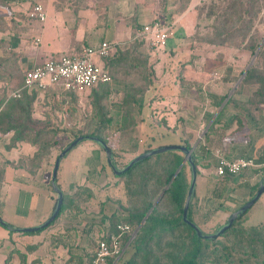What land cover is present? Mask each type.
<instances>
[{"label":"crops","instance_id":"crops-1","mask_svg":"<svg viewBox=\"0 0 264 264\" xmlns=\"http://www.w3.org/2000/svg\"><path fill=\"white\" fill-rule=\"evenodd\" d=\"M128 3L129 0H4L3 4L0 3L1 9H4L1 11L10 14L4 17L0 13V112L5 111L10 94L21 87L26 70L51 57L78 54L82 48L97 46L103 41L116 47L129 41L135 30L132 24L126 22L127 16L131 15ZM196 3L197 0H190L189 7ZM36 4L41 5L46 14L43 22L31 20L27 16ZM160 57L165 59L164 55ZM162 58H150L152 69L156 70L159 64L162 65ZM104 60L96 59V62L104 64ZM184 63L179 73L167 72L163 76L155 71L154 84L147 94L150 93L152 97L157 95L152 105L159 110L155 116L161 121V127H158L171 132L170 137L175 139L165 143L169 140L166 136L161 139L163 143L159 146L187 143L192 149L196 178L190 203L191 218L200 226L199 220L204 221L212 214L218 219L227 220L230 214L251 200L264 183V92L256 96L257 84L242 83L246 71L252 65L251 61L244 75L242 73L230 90L220 87L206 89L207 85L209 87L215 82L210 80L202 85L196 100L189 84L193 76L189 69L190 62ZM195 74L198 75L197 72ZM161 76L164 80H161ZM231 79H224L223 84L229 85ZM32 90L33 99L40 94L64 92L76 97L79 103L87 94V90L79 94L65 92L60 87ZM32 90H21V94ZM215 98H223L219 107L213 105ZM32 103L31 118L35 125L41 124V119L50 121L51 126H54L52 122L61 121L58 116L54 119L53 115L33 114ZM191 125L193 128H190ZM194 126L204 127L200 137H195L198 129H194ZM77 148L79 146L62 158L58 167L56 184L63 196L66 195L64 186L70 187L74 182L94 194L95 181L90 177L94 170H82L81 164L84 165V162L81 163V159L86 156L79 155L80 151L77 150L75 157L73 151ZM37 149L38 146L32 142L15 139L13 130H0V217L14 228L38 226L50 217L55 206L56 193L51 186L52 170H48L50 155L45 154L39 165L40 162L34 160ZM97 155L95 153L96 160ZM219 156L228 160L250 159L256 166L237 175L219 177L214 172ZM67 160H72L75 167L80 169L71 170L70 177L74 182L67 181L69 170H63ZM250 208V219L260 213L261 218L256 222L263 223L264 191ZM55 221L34 234L15 232L0 225V264H85L89 258L88 250L94 248L97 237H92L89 228L85 229L86 233H80L71 226L63 227ZM103 226V232L110 231L107 222Z\"/></svg>","mask_w":264,"mask_h":264},{"label":"rangeland","instance_id":"rangeland-1","mask_svg":"<svg viewBox=\"0 0 264 264\" xmlns=\"http://www.w3.org/2000/svg\"><path fill=\"white\" fill-rule=\"evenodd\" d=\"M189 1L190 0H129L128 11L131 15L127 16L126 22L127 24H132L135 30L134 36L120 47V52L117 53L116 56L120 60L109 67L110 82L106 85H96L87 90V94L84 95V99L80 103L77 101L76 97L64 92L59 94H40V96L33 99V114H45L48 117L53 115L54 119L57 118L55 116H58L61 120L56 122L58 124L52 122L54 126H51L50 121L41 119V124H34L31 130H27L22 134V141L33 142L36 139V141L47 142L49 148L46 155H50L48 170H52L56 157L69 143L79 136L88 135L92 132L95 121L93 120L95 119L92 104L93 90H98L102 87L106 91L107 95L104 97L102 103L107 111L106 118L110 121L105 129L99 133V137L106 140V145L111 149L113 154V163L116 168L120 169L136 155L144 153L146 150L155 148L160 143H163L161 139H164L166 136L169 137V140L165 143H171L175 140L173 136L170 137L171 132L160 128L161 121L155 118L159 110L154 107L152 103L156 100L157 95H153L152 97L150 93L147 94L151 85L154 84L153 79L155 71H158L157 74L162 73L163 76L167 72L179 73L182 71L179 70L180 66L186 64L184 63L185 61H187V64L190 62L189 64L191 67L189 69L193 76L190 77L191 80L189 84L193 89V91H191L192 95L197 100L202 85L210 80L215 82L209 87L205 85L206 89L220 87L223 90H230L234 86V83L236 81L238 82L239 78H241L242 73L251 61L252 65L250 67H254L259 72L264 70L263 0L259 1V5H261L259 14L256 17H252L249 26L246 25V27L250 28V31H246L245 25L240 24L242 31L240 29L239 33H234L232 35L230 29L239 27V23L235 25L234 23L231 25L224 24L226 28H222L223 36L225 35L224 37L228 38L227 41L222 44L212 43L214 37L212 35L213 28L211 24L215 17H219L220 21H224L227 18L224 15V10H226V6L230 1L197 0L196 4L190 5L191 7H189ZM2 9L0 7V13L3 14L2 16L8 17L10 15L9 12L1 11ZM231 18L234 19L235 17L232 16ZM154 19L159 20L162 24L170 28L171 36L164 49H156L144 42L137 34L135 35V32H140L142 29V23L145 24ZM1 27L2 24H0V28ZM247 33L248 35H246ZM250 34H254L260 39L259 44L263 40L259 50L258 48L256 49L259 53L257 52L258 54L254 59L253 55L256 50L252 53L247 48V39ZM223 36L221 35L222 38ZM219 40L221 39H216V42ZM152 54H155L154 57H159V59L162 58L160 57L161 55L165 56V59L162 58L164 60L162 65L159 64L156 70L152 69V64L149 61L150 58H154ZM175 57H178V59ZM138 60H145V62L141 64L142 61ZM195 72H197L198 75L195 74ZM163 76H161V80H164ZM226 78H232L233 82L231 81L229 85L223 84ZM237 86H239V84ZM137 89H143L144 94L135 92ZM29 93H33V90ZM197 94L199 95L197 96ZM130 96H133L137 100L142 96L143 100L142 111L139 114L137 113L136 105L133 103L130 105L133 121L124 116L126 109L128 111L129 107L126 106L123 108V105H121L122 100ZM194 121L191 123H194ZM131 123L132 125H130ZM42 124H44V126H42ZM122 124L126 127V132L124 133L120 132L121 130L119 128ZM190 128H193V125H191ZM194 129H198L195 137H200L204 127L199 128V126H194ZM128 137L134 138L137 141L138 147L135 154L129 153L124 149L130 148L127 146ZM79 144L75 146H79V149L77 148L73 151V155L77 157L75 154L77 150H79V155L86 156L81 159L83 160L81 163L84 162V165L80 163L83 168L82 170H94L93 176H90L95 181L94 194L82 185H76L78 182L72 181L73 178L71 179L70 177L71 170L80 169L75 167L76 164H73L72 160L65 161L63 170H69V174L67 173L69 176H66V179L74 183L70 187L67 185L64 186V194H66L64 195L65 212L63 215L59 214L61 217L57 216L53 221L59 217L55 222L61 223L63 227L68 228L71 226L80 233L82 231L86 233L85 229L89 228L90 231H92V237L96 238L101 231L104 230L105 227L103 225L105 222L112 225L116 220V216L118 218H125L127 216V211L124 209L127 206V198L123 190L122 178L114 175L106 162L105 153L99 145L86 139ZM95 153L98 154L97 160L94 159ZM38 162H40V160ZM40 164L41 162L39 165ZM80 164L78 165L79 167ZM153 167L157 168L156 165H153ZM151 168L152 166L149 168L142 167L141 170H150ZM185 168V175L189 178L190 170L188 167ZM71 200H74V202L70 203ZM55 201L56 198L54 202ZM166 203L167 202L164 201L160 204L159 210L168 211L169 207ZM210 208H213V206H210ZM250 211L251 208L248 212ZM260 218L261 214L256 213V216L250 219L248 213L247 219H243L241 225L238 226L239 230H246L245 233L219 235L214 239L218 244L210 245L203 251L202 255L199 256L200 264H241L240 259L248 260L244 264H260V259L262 260L264 258V222H256V220ZM144 219L137 227L131 225L133 232L131 234L133 237L128 236L124 243V251L115 264H127L131 259L134 251L130 243L135 237L134 230L140 228ZM198 223L200 226H198V224L197 226L204 234H212L226 223V219L223 221V219H218V216L212 214L204 221L199 220ZM76 225L79 226L76 227ZM67 231L71 230L67 229ZM182 236H185L184 232L180 231L179 234L175 236L173 242L178 243L179 238ZM189 237L184 239L185 243L180 253L171 247H165L161 251L157 250L154 253L158 255L161 263H170L174 259L176 264H179L185 258L187 259L186 254L191 251L193 246ZM249 244L260 252L261 256L259 259L249 258V253H247V255L243 254L242 247H248ZM223 247L227 249L226 252L225 250L223 252ZM248 249L249 248H247V250ZM92 250H88V253L90 254ZM249 251L250 250H248V252ZM226 253H229V256L225 258ZM166 254H170L171 259L167 258Z\"/></svg>","mask_w":264,"mask_h":264},{"label":"trees","instance_id":"trees-1","mask_svg":"<svg viewBox=\"0 0 264 264\" xmlns=\"http://www.w3.org/2000/svg\"><path fill=\"white\" fill-rule=\"evenodd\" d=\"M228 5L226 6V10H224V15L227 17L224 21H220L219 17H215L211 26L213 28V44H222L227 41L228 37L223 36L222 28H226L225 25H231L232 23H239V27L231 28L232 35L234 33H239L240 24L245 25L246 31H250L249 24H251L252 17H256L260 12L259 1L260 0H229ZM0 3L3 4L4 0H0ZM264 6V0H263ZM232 10V11H231ZM223 14V12H222ZM220 15V14H219ZM218 15V16H219ZM234 16L235 18H231ZM2 18L0 17V24ZM225 24V25H224ZM229 31V30H228ZM242 31V29H241ZM220 34V35H219ZM227 34V33H226ZM223 36V38L221 37ZM231 35V36H232ZM248 35V33L246 34ZM216 39H221L216 42ZM243 40V39H242ZM260 39L257 38L256 35L250 34L247 39V48L250 52L254 53L255 50L259 47ZM243 42V41H241ZM120 52V47L115 46V52L108 58L105 59V68L109 70L110 66L116 64L120 59L117 58V53ZM259 53V52H258ZM257 53V54H258ZM264 57V54H263ZM146 60V58H145ZM145 60L142 61L141 64H144ZM140 64V65H141ZM109 73V71H108ZM110 77V73H109ZM232 81V79H231ZM255 83L258 85V90L256 96L260 95L264 92V70L261 72L257 71L254 67H250L242 80V83ZM149 83V82H148ZM101 85H106L108 83H99ZM97 84V85H99ZM27 91V90H23ZM135 92L140 94H144L143 89H137ZM19 98H10L7 100L5 111L0 112V130L1 132H6L13 130L15 132V139H23L22 134L27 130H31V127H34V122L31 118V103L33 101V95H28L26 92L21 94ZM93 108L95 113L94 128L92 132L88 135L90 137H98L105 144L106 140L99 137V133L105 129L106 125L110 120L106 118L107 111L103 106V99L107 95L105 89L102 87L98 90H93ZM223 98H215L213 101V105L215 107H219ZM142 96L140 98L135 99L133 96L129 98H124L121 102L123 108L126 106L129 107L128 111L124 113L125 117H128L131 121H133L130 105L133 103L137 107V113L139 114L142 111ZM16 115V116H15ZM132 125V123L130 124ZM120 132H126V127L122 124L119 126ZM129 136V132H128ZM129 141V142H128ZM32 144H36L38 146L37 152L34 156V160H41L43 156L46 154L49 145L47 142L36 141V139L32 142ZM127 146L130 148H124L129 153H135L137 151V141L134 138L128 137ZM183 146L190 149V146L187 143H184ZM159 147V145L157 146ZM150 150V149H148ZM146 150V151H148ZM145 151V152H146ZM184 156L179 151H168L161 154L153 155L149 158H146L140 162L133 164L128 170L118 175V177L123 180V190L126 196V204L127 206L124 208L127 211V216L125 218L114 217L116 220L112 225H110V231H115V226L119 223L129 224L130 227L138 226L141 221L144 219L143 224L140 226L137 234L132 239L130 245L133 248V255L127 264H176V262L171 261L166 263H161L158 255L154 252L157 250L161 251L165 247H171L175 251L179 253L183 249L184 239L189 237L192 243L191 251L186 254L187 259L185 258L179 264H200L199 256L202 255L203 251L206 250L210 245H216L218 242L215 240H207L203 238H199L195 235L193 229L183 222L182 220V211L183 205L185 202V198L187 195L191 172L189 178L186 177L184 170L185 167L189 166L185 163L179 172L174 176L176 170L180 166ZM193 164L195 161L192 157ZM153 165L157 166L154 168ZM152 168L149 170H141L142 167ZM196 167V166H195ZM153 169V170H152ZM190 170V168H189ZM172 179V180H171ZM162 194L160 199L155 203V200L159 195ZM166 201L169 209L168 211L159 210V205ZM74 200H71L70 203H73ZM64 196L63 202L60 207L58 215L64 210ZM153 206L151 212L147 215L148 211ZM250 209V208H249ZM248 209V210H249ZM248 210L244 212L241 216H238L231 226L226 229L221 235H231V234H240L245 233L246 230H239L238 226L241 225L243 219H247ZM57 215V216H58ZM147 215V217H145ZM246 217V218H245ZM189 220L193 221L191 218V204L189 206L188 211ZM53 222V221H52ZM51 222V223H52ZM50 223V224H51ZM254 227V226H253ZM264 228V226H263ZM132 229V228H131ZM255 229V228H253ZM42 229H39L35 232H25L26 234H34L40 232ZM180 231L184 232L185 236L179 238V242L175 243L173 240L175 236L179 234ZM220 235V236H221ZM128 236H125L124 241ZM248 250H250L248 252ZM243 254L249 253L248 257H252L255 259H259L261 254L257 250H255L250 244L248 247L243 246ZM223 252L227 251L223 247ZM264 255V253H263ZM224 256V254H223ZM229 256V253H226L225 258ZM167 258L171 259L170 254H166ZM169 260V259H168ZM247 259H240L241 264H244ZM258 261V260H257ZM260 264L264 263V258L260 259ZM85 264H89V259L85 261Z\"/></svg>","mask_w":264,"mask_h":264},{"label":"built area","instance_id":"built-area-1","mask_svg":"<svg viewBox=\"0 0 264 264\" xmlns=\"http://www.w3.org/2000/svg\"><path fill=\"white\" fill-rule=\"evenodd\" d=\"M27 16L38 22H43L46 18L44 9L39 4L34 5ZM137 36L152 47L163 49L171 36V31L168 26L154 19L144 24ZM114 52L115 45L103 41L97 46L82 48L78 54L51 57L42 64L26 70L21 87L13 91L10 97L19 98L21 90H45L55 87H60L65 92L80 94L99 83H108L110 82L108 70L104 64L97 63L96 59H106ZM253 166L256 165L250 159L228 160L219 156L214 172L219 177L232 176ZM131 233H133L132 229L126 223L117 224L114 232L102 231L96 238L94 249L89 254V264H109L110 262L115 264L124 251L125 236L133 237Z\"/></svg>","mask_w":264,"mask_h":264},{"label":"water","instance_id":"water-1","mask_svg":"<svg viewBox=\"0 0 264 264\" xmlns=\"http://www.w3.org/2000/svg\"><path fill=\"white\" fill-rule=\"evenodd\" d=\"M263 40H262V42H263ZM262 42L259 44L258 50L261 47ZM258 50H256V52H255L253 57H255L257 55ZM244 73H243V75H244ZM85 139L93 141V142H95V143H97L99 145V147L105 153L106 162H107L108 166L111 168L112 172L116 176H118V175L122 174L123 172H125L126 170H128L133 164H135L137 162H140V161H142V160H144L146 158H149V157H151L153 155L161 154V153L168 152V151H179V152H181L183 154L184 158H183L180 166L176 170V172H175L174 176L172 177V179L175 177V175L179 172V170L181 169V167L185 163L189 166L190 172H191V179H190L187 195H186V198H185V202H184V205H183L182 220H183V222L188 224L193 229L195 235L197 237H199V238H203V239H207V240L216 239L219 235H221L226 229H228L231 226L233 221L238 216H241L244 212H246L255 203V201L259 198L261 193L264 191V183H263V184L260 185L257 193L255 194V196L251 200L246 202L237 211H235V212H233L232 214L229 215V217L227 218L225 224L220 226L218 228V230H216L212 234H204L202 232V230L193 221L189 220V218H188L189 206H190L192 197H193L194 192H195V178H196V168H195V165L193 164L192 149L191 148L190 149L186 148L183 145H163V146L155 147V148H152V149H150V150H148V151H146L144 153H141V154L137 155L136 157L131 159L123 168L119 169V168H116V166L113 163V154H112L111 149L100 138H98V137H90V136H79V137L75 138L71 143H69L59 153V155L55 159V162H54V165H53V168H52L51 186H52L54 192L56 193V201H55V206H54L53 212L50 215V217L45 222L39 224L38 226H34V227H30V228H14V227L10 226L9 224H7L6 222H4L1 219V217H0V225L1 226H4V227H6V228H8L10 230H13L15 232H35V231H37L39 229H43V228L47 227L57 217V215L59 213V210H60V207H61L62 202H63V193L58 188V186L56 184V174H57V171H58V167H59L60 161L70 150H72L77 144H79L80 142H82ZM162 194L163 193H161L159 195V197L155 200L153 206L160 199ZM153 206L148 211L147 215L151 212ZM147 215L145 217H147ZM138 230H139V228L134 230V235L137 234Z\"/></svg>","mask_w":264,"mask_h":264}]
</instances>
